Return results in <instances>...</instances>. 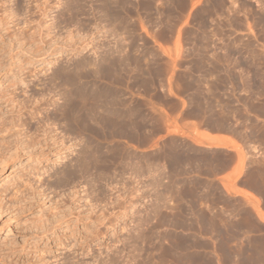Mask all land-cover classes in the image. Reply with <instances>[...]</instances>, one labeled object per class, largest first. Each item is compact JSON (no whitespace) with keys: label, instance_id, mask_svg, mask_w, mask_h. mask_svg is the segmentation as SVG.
<instances>
[{"label":"rangeland","instance_id":"obj_1","mask_svg":"<svg viewBox=\"0 0 264 264\" xmlns=\"http://www.w3.org/2000/svg\"><path fill=\"white\" fill-rule=\"evenodd\" d=\"M121 1L116 15L101 0L7 1L0 264H211L197 232H218L221 208L259 210L255 194L264 205V0ZM90 59L118 74L83 77L109 129L79 134L55 117L62 84L45 87ZM235 160L244 198L217 181Z\"/></svg>","mask_w":264,"mask_h":264},{"label":"bare ground","instance_id":"obj_2","mask_svg":"<svg viewBox=\"0 0 264 264\" xmlns=\"http://www.w3.org/2000/svg\"><path fill=\"white\" fill-rule=\"evenodd\" d=\"M7 1H9V0H0V29L3 30V32L0 33V41H1L0 42V51H1V55H0V82L10 72L9 63L7 62V59H8L7 58V53H8L7 48H8V43H9V42H7V39L9 40V35H8L9 32H8V25L7 24L9 22V17L11 15V13H10V9L7 7ZM14 1L16 3V9L20 11L24 5L23 3L26 0H14ZM35 1H40V0H35ZM41 1L44 3L45 2L49 3L50 0H41ZM64 1L68 5H70V4L77 5L82 0H64ZM101 1L107 8H109L108 12L110 10L111 13H113V15L114 14L116 15V13L118 12V8L123 5V4H121V2H122L121 0H101ZM70 6H72V5H70ZM71 8L69 7L68 10L70 11ZM77 10H78V6H77ZM19 11H18V13H19ZM21 11H20V13H21ZM18 30H19L18 36H19V39H21L24 35V33H23L24 27L20 26V27H18ZM20 42H22V40ZM94 59H93V61H91V59H90V61L87 62L86 64L77 63L78 65H73V67H71L72 65L70 66V65H66V64L61 66V67H57V69L53 72L51 78H49V80L46 82L47 85H46L45 89L48 91L54 89L58 83L62 84V89H63V93H64L63 103H62L63 109H61V111L59 113H57L55 115V117H57V116L60 117V119L62 120V123L64 124L63 127H66L67 131L75 130V131H78L79 134H83L84 132H87L89 129H91V126H93L92 124H96V123L99 124L100 123L99 120L96 121L97 117L94 118V115L91 113V111L89 109V106L92 105V101L89 98H87V94L88 95L90 94L89 93L90 90H89V88H86V80L84 81L82 79H83V77L89 78V80H87V82L89 83L90 80H92L93 85L95 84V87H97L96 82L99 79H101L105 75L115 76L113 74H118V70L116 68L111 67L110 65H109L110 67H107V66L105 67L104 65L100 64V61H99L100 59L99 60L97 59V61H95ZM86 65H87V67H86ZM90 65H92L93 67H89ZM117 76H119V75H117ZM90 84H91V82H90ZM100 85L101 84H99L98 86H100ZM97 90L99 91V89H97ZM2 96H5V94L2 93L1 97ZM92 98H93V96H92ZM4 100L6 101V98ZM9 100L7 99V101H9ZM10 101H12V100H10ZM19 108H21V107H19ZM95 121H96V123H95ZM100 125L101 126H99V127H101V129L103 127L105 129V126L104 125L102 126V123H100ZM105 125H107V124L105 123ZM107 126H109V125H107ZM93 128H95V125ZM75 131H74V133H75ZM70 133H72V132H70ZM78 133H76V134L79 135ZM67 136L69 138V135H67ZM63 139L64 138L59 137L58 139L54 140L53 143L56 144L58 142V140H60L61 144L59 143L60 141L58 143L60 145H62V143L64 142ZM76 165L79 167L80 170L82 168H85V158L80 159V161ZM75 167L76 166L74 165V168ZM62 172L64 175H67L70 172V168L68 166H66Z\"/></svg>","mask_w":264,"mask_h":264},{"label":"crops","instance_id":"obj_3","mask_svg":"<svg viewBox=\"0 0 264 264\" xmlns=\"http://www.w3.org/2000/svg\"><path fill=\"white\" fill-rule=\"evenodd\" d=\"M180 108H182V101H180ZM182 126L187 127V125ZM218 136L216 138H220ZM227 140L229 142V139ZM231 166L217 176V181L224 193L244 198L243 191H249V188L239 182L235 169L236 160ZM228 186L236 188L231 191L227 189ZM255 197L259 199V210L252 206L235 209L221 208L219 209V231L216 232L213 228L212 233L205 234L203 230L201 233L197 232V251L199 253L201 251L202 255L204 252L208 256L211 255V264H251L253 255L257 259L264 256V205L260 195L255 194ZM213 218L215 219V215ZM205 238L212 240L211 249L200 248V241ZM253 239L256 241L254 247Z\"/></svg>","mask_w":264,"mask_h":264}]
</instances>
